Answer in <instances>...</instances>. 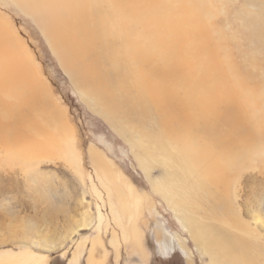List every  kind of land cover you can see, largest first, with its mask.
<instances>
[{
    "label": "rangeland",
    "instance_id": "obj_1",
    "mask_svg": "<svg viewBox=\"0 0 264 264\" xmlns=\"http://www.w3.org/2000/svg\"><path fill=\"white\" fill-rule=\"evenodd\" d=\"M110 1L103 8L122 12L129 21V13ZM161 1L169 3L165 16L172 25L166 24L165 30L168 39L175 37L179 43L182 69L191 79L203 64L211 69L197 89L212 88L217 95L221 91L213 113L227 101L244 113L242 124L251 137L229 159L226 187L216 190L210 183L223 172L199 173L206 167L203 139L193 134L183 137L190 146L171 140L176 154L189 152L191 165H197L196 178L188 177V183L165 177L153 155L145 163L144 154L151 152L146 142L158 137L156 114L151 110V115L141 116L134 107V125H142L135 129L148 133L144 141H135L122 118L99 112L75 84L39 17L15 0H0V22L13 44L24 49L43 102L49 103L30 123L0 117L1 127L16 124L19 131L16 139L0 132V264H213L193 239L186 218L229 236L231 242L221 245L238 263L264 264V51L245 39L237 17L253 8L245 0ZM130 29L141 47L150 33L153 40L162 35L134 20ZM138 73L145 80L143 97L148 93L157 103L161 88L167 87L183 98L185 89L178 83ZM10 103L19 106L20 101ZM7 131L8 137H17ZM215 193L229 207L226 216L213 208Z\"/></svg>",
    "mask_w": 264,
    "mask_h": 264
},
{
    "label": "bare ground",
    "instance_id": "obj_2",
    "mask_svg": "<svg viewBox=\"0 0 264 264\" xmlns=\"http://www.w3.org/2000/svg\"><path fill=\"white\" fill-rule=\"evenodd\" d=\"M15 2L24 11L39 17L46 38L59 56L62 66L75 84L86 93L95 108L97 107L103 114H114L122 118L129 126L126 131L135 141H144V135L148 133L139 130L142 128L139 122L141 120L137 121L140 123L138 127L134 125L137 113L134 107L139 108L138 113L141 116L149 113L151 115V110L156 114L158 121L155 122L157 123L155 127L158 137L156 140L152 139L153 142L146 140L151 152L144 154L145 163L148 162L146 156L153 155L154 164L163 168L165 177L174 178V182L177 181L179 184L188 183V177L196 178L197 165L195 167L191 165L192 156L189 152L176 154L172 149L171 140L190 146L188 139L186 141L183 137L193 134L203 139L200 148L206 167L199 169V173L207 175L223 172L212 178L210 183L217 187L216 190H219V185L226 184L227 175L224 171L230 165L229 159L237 153L240 142L251 137L248 127L242 124L244 113L238 105L230 101L225 103L219 113H213L212 108L222 99L221 91H217V95L212 88L204 91L197 89L200 85L203 86L211 69L203 64L197 68V76L191 79L177 62L180 54L179 43L175 37L171 36L172 39H168L169 34L165 30L166 24L172 25L165 16L169 7L167 1L164 3L161 0H115L122 8L120 10L129 13V21L126 20L124 13L110 7L103 8L104 4L111 5L110 0H15ZM245 3L249 8H253V11L245 10L237 16L242 22L244 37L254 45V48L263 52L264 0H245ZM136 5L140 6V9H132ZM133 20L139 24L148 23L149 28L161 32V37L153 40L154 34L150 33L146 45L139 46L136 39H133L130 29ZM4 25L0 22V117L16 116L18 121L30 123L33 117L46 112L49 103L43 102L45 97L40 90L38 79H35L31 71L24 49L18 46L17 42L13 44L12 36ZM141 70L153 80L178 83L185 89L183 98L176 96L175 92L167 87L161 88V99L157 103L148 96V93L143 97L142 93L146 90L143 75L138 73ZM12 99L19 100V106L12 105L10 103ZM123 107L125 111L121 110ZM17 127L16 124H10L6 128L0 125V132L4 138L16 139L17 134L19 135ZM7 130L17 137H8ZM147 166L145 169L148 171ZM226 192L228 190L223 192L224 195ZM219 194L212 195L213 208L226 216L229 207ZM226 196L229 197L228 194ZM186 222L193 239L202 246L213 264H240L236 259L229 257L227 249L221 245L224 242H231L229 236L219 230L206 229L191 218H186ZM234 247L239 252L243 249L242 246Z\"/></svg>",
    "mask_w": 264,
    "mask_h": 264
}]
</instances>
